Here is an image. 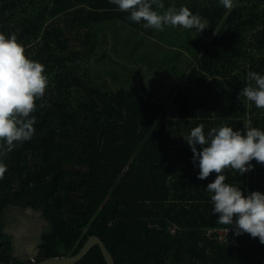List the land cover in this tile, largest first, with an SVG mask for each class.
<instances>
[{"label": "trees", "instance_id": "obj_1", "mask_svg": "<svg viewBox=\"0 0 264 264\" xmlns=\"http://www.w3.org/2000/svg\"><path fill=\"white\" fill-rule=\"evenodd\" d=\"M162 2L164 9L153 10L187 7L207 29L145 28L109 0H0V34L16 35L49 81L36 102L33 137L0 157L7 167L0 264L72 257L92 236L116 264H264L258 238L232 229L227 243L207 237V229L228 228L217 223L207 192L217 174L197 178L199 162L183 139L200 124L205 134L222 126L242 135L245 125L264 131V109L239 95L249 72L264 76V0H233L231 10L220 0ZM118 47L125 61L177 83L173 99L154 103L148 86L157 82L146 74L139 78L146 75L147 85L128 90H113V79L95 84L93 64L118 62L111 59ZM251 164L244 175L226 170V182L245 196L264 194V165ZM11 208L49 223L35 258L16 254L2 221ZM76 264L107 263L97 245Z\"/></svg>", "mask_w": 264, "mask_h": 264}, {"label": "clouds", "instance_id": "obj_2", "mask_svg": "<svg viewBox=\"0 0 264 264\" xmlns=\"http://www.w3.org/2000/svg\"><path fill=\"white\" fill-rule=\"evenodd\" d=\"M109 2L119 11L130 13L131 21L145 22V28L163 31L164 26L170 25L195 29L197 33L207 29V21L184 6L179 10L169 6L161 14L153 10V5L164 9L162 0ZM220 2L225 9L234 7L233 0ZM44 73L45 66L25 55V48L18 43L16 35L6 38L0 34V157L33 137L36 102L44 97L49 84ZM247 80V86L239 95L254 102L256 108L264 109V76L249 72ZM244 133L222 126L213 127L205 134L204 125L200 124L183 139L191 148L193 163L199 162L197 178L205 180L210 174H217L214 182L207 185L212 214L219 216L217 223L227 225V232L232 229L236 236L247 233L264 245V194L250 192L245 196L241 188L226 182L224 174L227 170L244 175L253 169V160L264 165V131L245 125ZM197 145L201 146V151H197ZM6 171V165L0 162V180L4 179Z\"/></svg>", "mask_w": 264, "mask_h": 264}, {"label": "rangeland", "instance_id": "obj_3", "mask_svg": "<svg viewBox=\"0 0 264 264\" xmlns=\"http://www.w3.org/2000/svg\"><path fill=\"white\" fill-rule=\"evenodd\" d=\"M171 29L172 26L170 25L164 26V30ZM121 30L123 31L125 29L121 27ZM117 51L118 52L112 55L111 59L113 60L114 57H119V60H116L118 62L101 65L99 67H95L96 64H93L92 68H94V70L92 72V79L95 84L106 83L110 86L111 83L109 79H113L115 81V86H110L113 90H128L137 83L147 85V83H145L146 81L143 79H147L148 77L152 80L151 83H153V80L157 82L152 87L148 86L151 93L156 92V95H154L153 98L154 103L165 106L168 101L173 99L172 91L176 87L177 83L165 78V75L162 73L159 77H156V75L150 73L145 64L135 65L125 61L122 49L118 47ZM139 67L145 68L141 71L142 73L139 72ZM152 67L157 66L153 64L150 66V69H152ZM164 68V72H167L169 69L173 68V65H164ZM111 70L112 73L110 74ZM144 74H146L147 77L145 75V78H139V75ZM118 79L121 81H118ZM159 82H162V84L164 83V87L161 88ZM2 221L5 224L6 232L11 235L14 240V246L18 257L35 258L38 252V244L41 241L42 233L49 230V223L41 217L29 213L28 211L15 208L8 209L2 217ZM207 237L209 238V236Z\"/></svg>", "mask_w": 264, "mask_h": 264}, {"label": "water", "instance_id": "obj_4", "mask_svg": "<svg viewBox=\"0 0 264 264\" xmlns=\"http://www.w3.org/2000/svg\"><path fill=\"white\" fill-rule=\"evenodd\" d=\"M99 246L102 254L106 260L107 264H116L114 257L108 250L107 246L105 243L102 241V239L98 236H92L90 239L87 241V243L84 245L82 250L75 256L72 257H56V258H49L45 259L37 264H76L80 260H82L90 251L93 247Z\"/></svg>", "mask_w": 264, "mask_h": 264}, {"label": "built area", "instance_id": "obj_5", "mask_svg": "<svg viewBox=\"0 0 264 264\" xmlns=\"http://www.w3.org/2000/svg\"><path fill=\"white\" fill-rule=\"evenodd\" d=\"M225 229L227 228H222V229L210 228L206 230V235L209 236L210 239L215 240L218 243H227L228 236L230 234V229L228 232ZM175 230L176 228L173 229V231Z\"/></svg>", "mask_w": 264, "mask_h": 264}]
</instances>
